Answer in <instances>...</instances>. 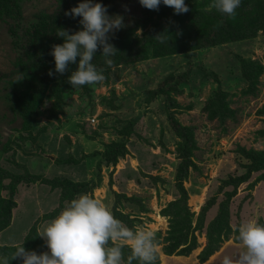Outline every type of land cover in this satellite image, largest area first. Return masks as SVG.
Instances as JSON below:
<instances>
[{
    "label": "rangeland",
    "instance_id": "1",
    "mask_svg": "<svg viewBox=\"0 0 264 264\" xmlns=\"http://www.w3.org/2000/svg\"><path fill=\"white\" fill-rule=\"evenodd\" d=\"M19 3V18L0 19V168L15 173L26 169L43 178L64 176L76 182H89L95 179L100 153L107 143L125 138L128 153L115 165L102 163L100 185L86 193L105 203L129 228L154 231L159 264H220L222 254L238 251L234 226L248 220L264 223V169L252 172L247 181L236 187L226 207L228 235L222 234L220 248L207 260L201 262L199 258L208 243L207 227L226 199V191L233 189L227 184L228 178L246 170L247 159L241 148L264 153V134L260 133L264 115L258 113L264 108V72L251 92L242 79L238 60L242 56L264 66V34L259 32L255 40L224 42L197 50L190 57L148 54L120 63L111 68L107 80L93 86L92 98L88 93L81 97L73 94L65 99L64 112L49 117L43 111L35 117V126L31 128L10 109L12 99L20 93L9 83V78L15 79L16 74L8 78L4 75L16 69L15 34L21 33V26L37 20L42 11L53 9L56 0ZM171 73L178 75L176 82L163 93L152 95L150 91ZM218 87L229 92L228 107L233 113L223 119H211L204 107ZM52 102L45 98L41 108L47 109ZM170 116L189 127L195 142L194 164L189 167L183 185L197 245L186 254L180 250L191 242V233L187 231L172 253L165 252L172 243V217L164 208L179 195L175 184L179 138L169 123ZM139 149L145 156L148 154L146 166L138 164ZM130 167L136 174L124 179ZM4 193L3 190L1 194ZM59 195L58 189L40 180L17 185V205L12 209L10 224L0 231V255L10 256L20 243L26 250L47 251L38 232L67 202L61 203ZM210 198L216 201L201 218V206ZM125 217L131 221L124 220Z\"/></svg>",
    "mask_w": 264,
    "mask_h": 264
},
{
    "label": "trees",
    "instance_id": "2",
    "mask_svg": "<svg viewBox=\"0 0 264 264\" xmlns=\"http://www.w3.org/2000/svg\"><path fill=\"white\" fill-rule=\"evenodd\" d=\"M80 2L81 0H60V2L56 0L53 9L42 11L37 20H31L28 25L21 26V33L15 34L18 43V54L14 59L16 69L4 75V78L11 77L14 74L17 76L15 79L9 78L13 90L20 92L18 96L12 99L13 104L10 109L13 114L22 119V123L26 127L33 128L36 122L35 117L43 111H46L49 117H56L57 113L64 112V101L72 97L73 94H77L78 97H81L83 93H88L90 98L93 96L92 89L94 85H84L72 89L67 80L70 73L56 74L54 59L49 54L52 45L63 43V40L55 35L58 31L57 28L68 29L72 32L80 29L79 17L65 16L66 11L77 6ZM93 2L105 5L109 15L118 14L123 16L125 25L119 31L111 34L112 38L109 40V43L117 49V53L111 57L113 63L107 65L99 50L94 57L93 63L97 65L98 69L104 70V80L108 79V72L113 66L131 62L133 59H140L148 54L174 53L190 57L197 50L208 49L224 42L255 40L259 32L264 34V0H241L239 8L236 10L235 19L222 16L215 9L210 10L208 5L211 0H185V4L190 11L179 15L174 14L172 8L164 6L162 3L158 11H153L142 7L138 0H93ZM128 2H131V4H128ZM20 13L19 0H0V19L2 21H6L7 18H19ZM137 30H139V33H137ZM159 33L168 35L165 42H160L155 38ZM238 60L242 79L247 85V89L252 92L258 76L264 72V66L242 56H239ZM69 68L75 70L76 65L71 64ZM49 71L53 72L52 76L48 75ZM177 76L172 73L169 74L150 93L152 95L163 93L173 81L176 82ZM214 76L217 75L214 74ZM228 97L229 92L218 87L208 98L204 109L207 110L211 119L213 117L223 119L226 115L233 113L228 107ZM45 98H50L53 102L47 109H42L41 105ZM258 113L264 115V108L259 109ZM169 123L175 135L179 138L180 160L175 173V184L179 195L164 208L166 214L172 217L170 221L172 243L166 247L165 252L172 253L182 239L186 237V234L191 233L190 244L185 249L180 250L182 254H186L197 245L196 235L190 222L192 213L187 204L188 194L183 185L189 167L194 164L192 161V148H194L195 142L192 139V132L189 127L182 126L173 116H170ZM260 130V133L264 134V128ZM127 153V139L121 138L107 143L103 152L100 153L95 179L89 182H76L64 176L43 178L28 172L26 169L24 172L15 173L9 169L0 168V231L10 224L12 209L17 205L15 200L16 188L20 182L30 183L38 180L45 182L51 188L60 191L59 200L61 203L66 200L68 202L77 197L78 194L91 193L94 187L100 185L102 163L106 166L115 165L118 159L123 158ZM139 153L140 156L136 158L140 161L138 164L146 166L148 154L146 153L145 156L141 149H139ZM241 153L247 159L246 170L244 173L230 176L227 180V184L232 185L233 189L226 191V199L220 203L217 216L207 227L208 243L199 257L201 262L207 260L211 254L220 248L223 241L222 234L228 235H226L228 227L226 207H228L230 198L236 193V187L247 181L252 172L264 169L263 151L241 148ZM150 165L153 166V163ZM139 171L137 172L139 173ZM135 172L130 167L123 178L134 176ZM3 190L5 193L1 194ZM114 194L118 195L116 192ZM120 197L130 200L125 195ZM118 198L119 195L116 199ZM215 199H207L201 206V218L214 204ZM125 218L124 220L131 221L129 217ZM258 222L264 224L261 220ZM129 225H131L130 222ZM122 245L124 246V255L127 257L130 254V248L127 245ZM133 264H136V262L134 261ZM156 264H159L158 260Z\"/></svg>",
    "mask_w": 264,
    "mask_h": 264
},
{
    "label": "clouds",
    "instance_id": "3",
    "mask_svg": "<svg viewBox=\"0 0 264 264\" xmlns=\"http://www.w3.org/2000/svg\"><path fill=\"white\" fill-rule=\"evenodd\" d=\"M138 3L153 11H158L162 3L177 15L190 11L185 0H138ZM240 4L241 0H211L208 8L235 19ZM65 16L79 17L81 27L74 32L57 28L55 35L63 43L52 45L49 53L54 59L55 73H70L67 80L72 89L99 84L105 79L104 70L93 63L94 57L99 50L107 65L113 63L111 57L117 49L109 40L111 34L125 26L124 18L109 15L105 5L93 0H81ZM167 36L159 33L155 38L165 42ZM71 64L76 65L75 70H70ZM48 75L52 76L53 72L49 71ZM233 230L237 233L238 251L222 254L220 264H264V224L248 220L239 222ZM38 236L47 251L26 250L20 243L10 256L0 255V264H10L12 260H19L20 264H133L134 261L156 264L158 260L154 231L129 228L105 203L87 193L66 202L55 218L45 222ZM113 242H125L130 254L125 257L124 246Z\"/></svg>",
    "mask_w": 264,
    "mask_h": 264
}]
</instances>
